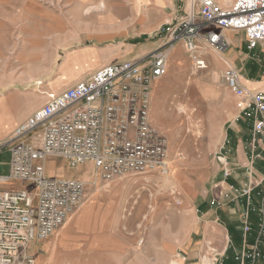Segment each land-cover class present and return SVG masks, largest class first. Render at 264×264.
I'll return each mask as SVG.
<instances>
[{"label":"built area","instance_id":"built-area-1","mask_svg":"<svg viewBox=\"0 0 264 264\" xmlns=\"http://www.w3.org/2000/svg\"><path fill=\"white\" fill-rule=\"evenodd\" d=\"M159 30L163 44L148 55L147 65L124 60L95 70L62 92L48 95L39 109L0 141V153L5 149L8 155V173L0 175V264H34L33 244L54 235L83 201L87 183L49 177L48 159L61 160L69 168L91 163L96 178L104 183L164 175L167 143L150 121L149 98L152 82L167 73L169 47L179 43L196 71L207 69L205 50L224 53L225 32L243 34L248 51L264 47V0H191L186 15ZM222 78L251 125L254 144L249 165L256 160L264 165V91H247L233 68L226 69ZM230 174L223 170L225 178ZM263 182L264 176L235 197L245 200L243 236L253 230L251 244L244 242L234 253L237 264H264V189L259 191ZM12 183L27 188H6Z\"/></svg>","mask_w":264,"mask_h":264},{"label":"rangeland","instance_id":"rangeland-1","mask_svg":"<svg viewBox=\"0 0 264 264\" xmlns=\"http://www.w3.org/2000/svg\"><path fill=\"white\" fill-rule=\"evenodd\" d=\"M96 1L97 3L90 0V4H80L78 0H0V97L14 96L17 112L21 114L28 111L22 119L9 125L5 131L0 129V139L6 140L13 127L36 111L44 103L48 94H56L68 87H62L56 91L66 78L83 70L96 59L95 54L90 53L86 61L81 60L87 49L85 47L91 46L92 52V47L95 45L94 51L100 53L101 50L105 52L108 48L112 49L124 42H133L130 40L135 31L133 25L129 27L126 37L116 38L113 43L99 44L90 40L92 31L85 32L82 27L91 23L86 22L85 19L91 13L89 9L98 5L99 2L104 1L103 7H106L109 16H114L118 21H126L130 8H133L135 12L136 5H142V0ZM142 7L146 6L142 5ZM77 15L82 20H77ZM137 18L138 16L134 14L130 19L137 20ZM108 22L119 24L110 17H108ZM98 25L102 24L98 23ZM82 31L88 36L87 38L82 35ZM118 33L119 37L125 35V31ZM162 35L158 30L147 40L151 41L156 36ZM227 37L231 41L234 39L239 43L242 40V48L239 43H236L238 45L235 46L230 40H227L226 50L221 56H217L227 63L226 66L218 67L219 69L212 68V63L208 64L212 60V56L210 53H206L208 68L204 71H196L189 55L179 49V54L182 56L179 62L173 64V60L168 58L167 71L169 73L174 69L173 80H169L158 88H153L154 106L164 127L158 126L155 122L152 125L168 139L167 162L168 160L171 162V167L167 176L155 175L159 183L152 182L149 184L150 187L135 186L129 200L130 208L140 205L142 200L144 202L147 200L150 204L148 196L151 194L153 195L152 205L159 207L160 214L157 218L153 220L144 218L142 221L138 245L144 253H146L145 242L149 240L150 236H155V231H151V223H155V226L159 227L160 239L163 238L170 226L174 228L176 234L180 227L185 229L187 227L185 224L192 221L189 215L183 214L185 209H191L195 218V210L201 202L205 200V202H209L210 206H216L223 196L222 188L217 186L219 178L223 175V171L220 172L218 166L222 167L220 158L225 157L227 143H231L229 137L224 139L225 131H228L229 125L235 119L244 120L250 130V137L252 135L251 125L240 112L239 101L227 89L222 75L228 68H233L238 71L239 75H244L251 63L254 64V68L264 70V52L261 47L252 51L245 50L247 49L246 43L241 33L230 34ZM113 38L112 34L95 37L98 42ZM211 52L213 51L211 50ZM228 54L230 59H225ZM258 59L260 62H257ZM57 72H59V76H57ZM87 74L80 79H83ZM28 75H33L32 81L24 80L23 77ZM213 75H216V78ZM56 76L57 78H55ZM37 82L40 84L36 85ZM150 89L152 90V87ZM5 115L7 118V114L2 113L0 119L4 120ZM7 161L8 155L4 149L0 153V174L6 173L7 167L1 163H7ZM258 166L260 168V165ZM260 171L264 173V167H261ZM46 174L49 177L76 180L84 176L83 179L87 186L80 207L93 193L108 184L96 178L95 169H92L87 163L69 168L65 162L50 158L46 163ZM90 176L93 177L92 180H90ZM152 176L154 175H135L126 179L137 181ZM226 178L228 179L229 176ZM145 187L148 192L141 190ZM6 188L21 189L27 188V186L13 183L7 185ZM243 188L237 190L236 196ZM263 189L264 182L259 191ZM233 200H237L239 203L245 201L241 197L233 198ZM172 213L174 219H172ZM241 213L242 211L234 215L239 224V235H234L231 231L228 242V249L232 250L231 259L234 264H237L234 260V253L241 250L244 242L246 245H250L252 242L250 236H253V230L248 237L243 236ZM128 214L129 210L126 211V215ZM253 218L254 215L250 220L254 223ZM210 249L212 248L210 247ZM210 257L206 256V259L209 260ZM149 258L144 257V264L150 263ZM172 262L175 261H171L169 264ZM175 263L177 264V262Z\"/></svg>","mask_w":264,"mask_h":264},{"label":"crops","instance_id":"crops-1","mask_svg":"<svg viewBox=\"0 0 264 264\" xmlns=\"http://www.w3.org/2000/svg\"><path fill=\"white\" fill-rule=\"evenodd\" d=\"M217 1L224 3L223 0ZM78 2L80 4H90V0H78ZM142 2V5L146 7L142 10L143 12L141 11L143 19L140 23L137 20L130 22L131 24L127 22L135 14L133 8H130L129 17L126 21H118L113 15V17L108 15L115 22L125 24L123 27L124 36L119 37L118 31H113L109 32L114 36L113 39L98 42L95 37L103 36L104 33L99 30L90 32V35H92L90 40L94 43H113L116 38L126 37L129 27L133 25L135 31L130 38L133 42H124L119 46L112 47L113 49L108 48L105 52L101 50L100 53L94 51V45L92 52H94L96 59L83 70L73 74L70 78H66L56 91L65 86L70 87L78 82L83 75L88 73L86 75L88 76L95 70L112 63L124 60H141L143 66L147 65L148 55L163 44V38L156 36L151 41L147 39H150L152 34L157 33L159 28L166 22L176 21L191 10V0H142ZM93 3H97V1L93 0ZM148 8L150 10L147 11ZM77 16V20H82L79 15ZM93 19L94 17L91 16L87 17L85 21L94 23L96 18ZM82 32V35L87 38L86 31ZM225 34L226 39L229 41L227 35L239 33L225 32ZM241 41L239 43L237 40H230L233 45L237 46L236 43H239L242 48ZM112 46L114 45L112 44ZM85 48H91V46ZM179 49L184 51L179 43L169 47V59L173 60V64L179 62L182 57L179 54ZM261 49L264 52V47H261ZM205 52L210 53L211 56L216 55L209 49ZM240 53H242L241 50ZM229 57L228 54L225 59H230ZM257 62H260V60L258 59ZM57 76H59V72H57ZM174 76L173 69L169 73L167 71L163 77L155 79L151 84L152 93L153 88H158L169 80H173ZM239 77L241 85L250 93L264 91V70L254 68L253 63L249 64L248 71L244 75H239ZM17 111L18 108L12 112V121L9 125L22 119L27 114L25 112L22 116ZM150 113L151 122L164 127V123L159 120L160 116L154 106L152 95ZM228 128V131H225L224 139L229 137L231 143H227V152H224L225 157L220 158L222 167L218 166V168L220 172L229 170L231 174L228 179L221 175L217 182V186L222 188L224 194L216 206H210L209 202H205V200L201 202L195 210L196 219L191 209H185L183 214L189 215L192 220L185 224L187 226L185 229L180 227L175 234L174 228L170 226L164 233L163 238L160 239L159 227L155 226V223H151V231H155V236L148 238L149 240L145 242L146 253L142 252L138 245L143 225L142 221L144 218L150 220L157 218L160 214L159 207L152 205L153 195L151 194L148 196L151 205L147 200L145 202L142 200L140 205L130 208L129 200L135 186L145 185L150 187L149 184H152V182L159 183V180L155 173L150 178H142L137 181L119 178L93 193L86 203L54 235L33 244L30 253L34 256V264H144V257H150V263L146 264H169L171 261H175L177 264H203V261H207L208 264H234L231 259L232 250L228 249V242L230 241L231 231L234 235H239V224L234 215L244 209V202L239 203L237 200L234 201L233 198L236 197L235 193L238 189L263 178L264 173L260 171V168L264 165L259 160H256L253 166L249 165L250 148L254 144V139L252 135L250 137V130L244 120L238 121L235 119ZM260 146V143L256 144V152L260 150ZM1 164H5L7 169L5 174L0 175H6L8 173L7 163ZM87 164L93 169L91 163ZM258 165H260V168ZM83 178L84 176L80 177L79 180L84 181ZM92 179L93 177L90 176V180ZM145 188L141 190L148 192V189ZM128 210L129 214L126 215ZM171 216L174 219L173 213ZM206 256H211V259L207 260ZM175 262H172V264H176Z\"/></svg>","mask_w":264,"mask_h":264},{"label":"bare ground","instance_id":"bare-ground-1","mask_svg":"<svg viewBox=\"0 0 264 264\" xmlns=\"http://www.w3.org/2000/svg\"><path fill=\"white\" fill-rule=\"evenodd\" d=\"M232 0H223L224 3H227V2H231ZM104 2V1H103ZM103 2H99L98 5H95L93 7H91L89 9V11H91V13H89V15H87V17H94V19L96 18V21L95 22H98V23H101L102 25H98V23H95L93 24V22L83 26L82 28L84 29V31H94V30H99L100 32H103V36L104 35H109L110 33L109 32H113V31H118V32H123L124 31V25L125 24H110L108 22V14H107V10H106V7H103ZM169 3V2H168ZM145 7H142V5L138 4L136 5L135 7V14L136 16H138L137 20L138 21H141L143 19L142 15H141V11L144 9ZM143 12V11H142ZM93 19V20H94ZM133 21H136V19H130L129 21L127 22H133ZM137 21V22H138ZM96 25V26H95ZM141 26V25H140ZM113 49V48H112ZM86 52L83 53V58L81 60H87L89 58V54L90 53H94V52H91V48H87L85 50ZM109 51V50H108ZM216 52L213 51V54H215ZM218 53H216L217 55ZM214 55L212 56V60H210L208 62L209 65H211L210 63H212V68H215L217 67L216 69H219L218 67H224V65L226 66L227 63L221 58V57H217V56H221V54H218L217 56ZM113 56V55H112ZM111 56V57H112ZM116 58V57H115ZM208 68V67H207ZM34 74V73H33ZM214 78H216V75H213ZM24 80L26 81H32L33 79V75H28V76H24L23 77ZM36 85H39L40 83H35ZM151 95H152V90L150 91V98H149V117H150V121H151V113H150V107H151ZM16 99L14 98V96H11V97H4V96H1L0 97V115L2 113H6L7 114V118H6V115L4 116V120H1L0 119V129H5L6 127H8L9 123H11L12 121V117H11V114L12 112L17 109V103L15 102ZM25 112H28V111H25ZM25 112L21 113V114H25ZM152 123V122H151ZM157 130V129H156ZM158 131V130H157ZM159 133H161L160 131H158ZM162 134V133H161ZM163 135V134H162ZM166 143H167V159H168V150H169V143H168V139L166 138ZM167 159H166V164H167V171L166 173L163 175V176H167L168 174V171L170 170V167H171V162L168 160L167 162ZM97 180V179H96ZM95 180V182H96ZM203 264H208L207 261H203Z\"/></svg>","mask_w":264,"mask_h":264}]
</instances>
